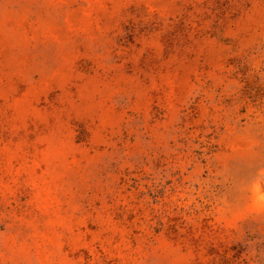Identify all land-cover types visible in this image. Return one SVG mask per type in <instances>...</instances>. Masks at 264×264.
<instances>
[{
  "label": "rangeland",
  "instance_id": "obj_1",
  "mask_svg": "<svg viewBox=\"0 0 264 264\" xmlns=\"http://www.w3.org/2000/svg\"><path fill=\"white\" fill-rule=\"evenodd\" d=\"M0 264H264V0H0Z\"/></svg>",
  "mask_w": 264,
  "mask_h": 264
}]
</instances>
